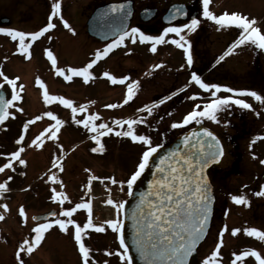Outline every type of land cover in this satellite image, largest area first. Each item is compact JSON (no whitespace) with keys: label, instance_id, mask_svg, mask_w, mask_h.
<instances>
[{"label":"rangeland","instance_id":"obj_1","mask_svg":"<svg viewBox=\"0 0 264 264\" xmlns=\"http://www.w3.org/2000/svg\"><path fill=\"white\" fill-rule=\"evenodd\" d=\"M138 1L143 3L146 0ZM216 1L217 3H214V6L217 11L234 10L236 5L239 7L237 10H241L244 6L241 0L233 6L230 3L225 4V0ZM82 2H85V0H79L80 4ZM26 3L23 0H0V6L3 7L0 12L10 15L11 11H14V15L19 16L23 14V9L27 7ZM79 3L75 5L80 10ZM241 14L246 15L248 18H255L256 26L264 32V0H254V5L250 7L249 12ZM148 28H151V26ZM241 31L242 29L237 26H228L220 27L218 33L211 36L205 35L197 40L196 37L185 36L186 40L190 42L193 59L191 66L186 62L185 50L170 43V39L178 38L177 36L166 38L169 42L158 44L156 52L150 50L151 42L145 45L141 44L138 38L139 43L137 41L133 43L131 38H126L125 45L123 43L120 47L113 48L106 57L101 58L91 69L95 77L93 79L95 80V90L80 86L77 92L79 93L83 89V93L78 94L76 100H74L75 102L73 101V106L76 108L84 106L87 109L83 112L86 116L89 114L98 115V119L95 120L96 125L104 123L114 129L112 133H108L105 129L106 134L99 137L100 143L103 144L105 149L103 152L91 151L92 148L98 147L92 136L99 135V133L92 131L87 133L83 125L79 126V131L74 132L75 134L71 139L60 145L58 153H52L51 146L46 147V144H49L48 139H50L48 133H45L46 142L42 137L43 143L40 147L32 144V140L41 132L50 125H54L51 118L47 119L46 123H41L42 118L39 119V123L29 125L25 132L23 125L27 123V118L18 120L22 129L13 130L14 125L10 121L1 123L0 166L8 162L11 152L17 151L21 147L24 151L21 153L20 159H23L25 164L21 165L18 160H14L11 168L0 172V183L7 181V188L0 195V213L4 215V219L0 220V264H19L20 259L23 260L24 264H80L77 261L79 260L77 255L70 247V242H73L74 239L73 226H69L68 232H63L58 226H53L45 232L42 243L31 253L21 252L20 258H17L16 253L22 241L26 238L31 241L34 236L32 229L36 224L46 222L34 221L33 215L54 209L57 211V216L48 220L64 218L61 215L63 209L73 207L76 203L87 200L92 201L93 198V205L95 204L96 207V213L92 217L93 222L99 224L101 220L112 217L113 206L108 205L106 200L109 197L115 201L124 200L127 197L125 194L127 185L125 184L123 191H121L119 185L112 184L110 180L105 181V179L113 177L118 181H126L132 172L136 170L141 154L146 149V145L142 143L133 142L128 137L115 135V131L126 130V125L123 128L116 126L114 120L143 119L144 123H138L134 126L137 134L150 136L153 145L161 144L162 138L173 130L171 127L173 122L182 121L183 117L193 109L195 104L202 105L212 99L209 92L190 82L191 73H197L207 83L226 85L234 89L247 88L246 82L249 77V69H252L255 65L257 66V64L262 67V70L264 68V52H260V56L257 58L253 53V44L249 42L238 46L232 54L217 62L219 57L239 39ZM6 43V39H1L0 70L4 71V74L9 78H15L13 76L17 75L21 79L19 83L16 81L18 83V94H29V90L23 82L25 75L23 67L16 58L15 63L13 60L12 64H9L11 59L6 52L4 53ZM108 43L111 42L95 39V43H90L89 46L95 52L96 50H102ZM86 45H88L87 42ZM215 58L217 59L215 60ZM156 64L162 66L154 68L153 66ZM181 65H184V67H181ZM105 71L118 78L128 76L129 79L124 84H113L107 77L102 75ZM135 80L139 82V87L135 89L133 99L125 104L123 101L127 93V87ZM186 84L188 87L185 88ZM0 85L7 89L11 88L2 77H0ZM20 85L25 86L23 90L20 89ZM85 90H91L93 97H88ZM159 91H165L167 94L172 95L163 104H156L157 97L155 94ZM38 92L36 91L34 94L39 98ZM174 92L175 95H173ZM193 93H199V98L192 100ZM72 94L75 96L77 93L73 92L70 95ZM81 94L83 95L81 96ZM260 94L264 95L262 92ZM218 95L226 96L230 93L221 91ZM107 104H118L120 106L107 108L105 107ZM153 104L157 106L152 109L151 113L144 110V106L151 107ZM39 105V102L23 101L20 104L16 102L10 109L19 110L22 108L25 111L27 108V110L41 111L42 108ZM234 106L223 109L226 110V114L222 113L223 110L218 113L219 123L208 118H202L201 121H204L207 125L217 124L221 126V123L231 125L229 120L232 121V119L227 112L232 111ZM47 110L55 113L65 121L72 116H76L74 121L81 119V116L73 114L71 110L54 103L47 106ZM247 111L250 115L248 109ZM234 117H236V114ZM189 124L193 126L196 121ZM73 126L76 125L69 124V128H73ZM183 127H176L171 134H176ZM64 129L63 127L62 135L58 136H66L65 132L67 130ZM21 135L24 136V140L17 143ZM52 143L55 144L54 141ZM57 158H59V165L53 167V163ZM61 166L63 170H61ZM52 174L57 176L58 180L56 182L48 179ZM9 176L12 177L11 180L7 179ZM90 176L105 179L92 181L89 190L88 180ZM231 179H233V182L237 180V178ZM228 182L231 183V180H228ZM52 188H56L58 192H65L69 199L64 201L63 204L59 201H53L50 198L53 195ZM87 192H90L92 197L88 196ZM5 204L8 205L7 210L3 208ZM21 206L25 209L26 223L24 222L25 218L19 214ZM231 207L232 205H230ZM85 212L84 209L77 210L72 219L83 226L87 221L84 218ZM83 240H85V243L91 242L94 244V247H90V255L96 257L98 264L105 261H107V264H113L116 261L115 232L111 228L105 226L104 232H93L89 229L87 234L83 235ZM213 243L211 238L203 242L200 245L201 255L210 254ZM238 243L240 244V242ZM244 249L246 248H241V250ZM108 252H112L113 255H108ZM44 256L47 257L42 262Z\"/></svg>","mask_w":264,"mask_h":264},{"label":"snow or ice","instance_id":"obj_2","mask_svg":"<svg viewBox=\"0 0 264 264\" xmlns=\"http://www.w3.org/2000/svg\"><path fill=\"white\" fill-rule=\"evenodd\" d=\"M210 0H203V16L215 22L220 27L237 26L242 29L240 37L236 40L227 51L219 57V61L224 60L225 56L230 55L240 45L246 43H252L253 45L264 49V32L256 26L257 22L255 18H248L239 12L224 11L220 15L214 14L209 10ZM117 7L123 8V5L114 6L111 10L116 11ZM185 15V13L177 8L174 15ZM59 18L63 23V26L74 33L71 25L64 19L61 14V2L55 0L51 4V11L48 17V23L39 28L37 31L27 32L17 30L11 27H0V34L8 35L13 41H18L17 51L25 55V58L31 57L30 46L38 38L44 36L51 29L56 27V24L52 22L53 18ZM200 20L193 17L189 23H185L180 26H169L163 29V33L160 35H148L141 31L138 27H132L130 29L119 28L116 32V38L108 43L102 50H96L93 53V58L90 59L82 67H57V57L51 49L45 50L47 59L51 62L52 67L55 69L57 75L63 77L65 81H71L73 77H82L84 82H88L94 79L91 69L97 62L106 57L109 52L124 43L126 38H131L135 43L137 38L140 42H151V51H157V45L161 43L169 42L166 37L169 33L176 34L178 38L170 39V43L177 47L184 49L186 54V62L189 66L192 65L193 59L190 51V42L186 40L185 35H181L184 30L194 31ZM26 38L27 39L26 41ZM51 39V37H48ZM131 51V50H129ZM161 64H156L153 67L159 68ZM184 67V65H181ZM67 73V74H66ZM107 77L113 84H124L129 79L128 76L116 77L105 71L102 74ZM0 77L8 84L11 85V99H6L4 95L0 94V123L5 121L13 113L8 111L9 106L13 105L14 101H19L22 97L17 92L16 81L19 77L9 78L0 70ZM190 82L197 85L200 89L209 92L212 99L208 102L201 104H195L193 109L189 111L180 122H173L171 127H181L187 125L192 121L200 123L202 118H208L213 122L219 123L218 113L225 108H230L233 105L239 106L243 109H252L253 105L247 102L245 99L237 98L240 96H250L256 101L264 103V95L249 90V89H234L226 85L213 84L205 82L200 75L193 72L190 76ZM36 83L43 89V100L47 104H51L54 101H59L60 104L70 108L75 114L77 111L85 112L87 109L84 106L76 108L73 106V101L66 99L63 96L49 94L44 82L37 78ZM3 87V85H0ZM139 87L138 81H133L127 87V93L123 103H128L135 95V89ZM185 88L188 87L186 84ZM20 89L23 90V85H20ZM183 90V89H181ZM226 91L230 95L220 96L218 93ZM176 93L174 92L173 95ZM166 97L165 99H169ZM199 98V93H193L191 99L196 100ZM165 101L161 100L159 103L163 104ZM118 104H107V108L119 107ZM157 105L153 104L151 107L144 106V110L151 113L152 109ZM22 112L23 109H20ZM259 115V113H256ZM44 117H49L55 121V125H50L43 132H41L35 139L32 140V144L40 147L43 143L42 137L45 133L49 134V138H57V132L65 121L58 118V116L51 112L46 111L43 113ZM42 117L37 116L34 119L39 120ZM98 119L97 114H92L85 119L75 120V123L83 125L85 128H89L92 132H98L99 135H93L92 139L97 142L98 147L91 149L93 152H103L104 146L100 143L99 137L105 135V129L108 133L114 131L113 128L107 124L101 123L96 125L92 123ZM29 121L23 125L25 130L28 129ZM138 123H144L143 119H116L114 124L123 128L126 125V130L115 131V135L128 137L133 142H139L146 145V150L143 151L142 157L137 165V168L126 181H118L113 177H107L112 184L120 186V190L123 191V186L126 184L129 190V194L132 192L133 185L141 177L145 169L149 166L150 158L157 152L160 145H153L152 139L148 135L137 134L135 131V125ZM227 123V122H225ZM203 137L199 133H193L192 137L185 136L183 144L187 148V151L181 152L176 150L168 155L161 156L160 162L155 165L156 171L153 180L149 182L148 190L141 196L140 203L137 205L132 213L133 220V244L136 246L137 251L141 257L146 261V264H188V258L196 251L198 243L204 239L209 217L212 212L211 202L213 197L211 196V189L205 175V168L213 163L218 162L223 156V147L220 141L215 135L207 128L202 129ZM204 137H207L205 139ZM255 139H264V136H257ZM24 140V136L21 135L17 141L20 143ZM194 141V142H193ZM253 141V142H254ZM39 142V143H38ZM24 149L21 147L17 151L11 152L10 159L7 163L0 166V172L12 167V161L18 160L19 164H25L23 159H20L21 153ZM264 164V160L260 161ZM59 165V158H57L53 167ZM62 167V166H61ZM11 180L12 177L7 178ZM50 181L56 182L58 180L55 174L48 177ZM105 178L90 176L88 180V186L93 180H102ZM7 188V181L0 183V195ZM53 195L50 197L53 201H59L63 204L69 197L63 191H57L56 188H52ZM258 196H264V188L261 191L255 193ZM231 200L237 205H248L249 201L244 195H231ZM108 205H111L116 210V218L109 219L104 224H96L93 222V209L92 201L87 200L84 202L76 203L73 207L63 209L61 215L64 218H55L47 220L44 223H38L32 229L34 233L31 241L24 239L19 245V250L16 253L17 258H20L21 252L31 253L44 239L45 232L58 226L63 232H68L69 226H74V240L78 245V251L82 257V264H90L91 249L86 246L83 235L87 234V230L92 229L96 232H104L105 225L115 233L118 234V240L120 249L118 250L119 259L124 261V264H133V257L129 254V245L125 241V235L123 232V219L121 218L122 210L125 207L123 201H115L111 197L106 200ZM3 208L7 210L8 205H3ZM79 209L87 211V221L81 226L76 220L72 219L73 214ZM21 217L25 218L27 222L25 209L23 206L19 209ZM49 215L55 217V212ZM4 219L3 213H0V220ZM37 219V217H33ZM228 231L227 225L219 232V240L215 248L211 253L203 260V264H222V257L220 249L223 244L224 232ZM244 233L250 237H256L261 241H264V231L255 227H246L243 229ZM241 232L240 228L231 229L232 235H236ZM108 255H113L112 252H108ZM254 257L258 264H264V257L256 249H245L241 252L232 253V259L230 264H237L238 261H243L244 258ZM19 264H24L23 260H19ZM107 264V261L104 262Z\"/></svg>","mask_w":264,"mask_h":264},{"label":"flooded vegetation","instance_id":"obj_3","mask_svg":"<svg viewBox=\"0 0 264 264\" xmlns=\"http://www.w3.org/2000/svg\"><path fill=\"white\" fill-rule=\"evenodd\" d=\"M23 1L27 2V7L23 9V14L19 16H15L14 11H11L10 15L0 12V27H11L17 30L33 32L39 30V28L45 26L48 23L51 4L55 2V0ZM122 1L125 0H85V2L80 4L79 0H60L61 14L71 25L72 29L75 30L74 33L65 28L59 18L54 17L52 22L56 24V27L31 44V57L27 59L25 58L24 54H21L17 51L18 41H13L6 34H0V41L1 39L7 40L4 53L6 52L11 59L9 64H12L13 60L15 63V58L19 61L25 72L23 82L29 90V94H19L22 99L19 101H14L13 105L11 106H14L16 102L20 104L23 103V101H31L39 102V106L42 108L41 111H32L31 109L27 110L26 108L25 111L23 110L21 112L20 109L11 110L10 106L8 111L13 113V115L8 117V121L14 125L13 130L21 128V125L18 122L19 119L27 118V122L32 121V123H29V125L37 124L39 120L34 119L37 116L42 117L41 123H46L47 119H49V117H44L43 113L48 111L47 106L50 104L44 102L43 89L36 83L37 78L44 82L49 94L63 96L72 101L76 100L80 92L83 93V89L79 93L77 92V89H80V86L85 89L95 90V80L93 79L87 83L84 82L82 77H73L71 81H65L63 77L57 75L55 69L51 65V62L45 55V50L51 49L54 52L57 57V67H63L67 69L68 67L84 66L90 59L93 58L94 49H92V47L89 45L90 43H95V38L90 35L88 30L89 18L95 12L96 8L105 4L119 3ZM238 1L239 0H225V4L230 3L231 6H233L234 4H238ZM133 2L134 13L129 29L132 27H138L141 29V31L148 35H160L163 33L164 28L169 26H180L185 23H189L193 17L200 20L198 27L194 31L190 32L188 30H184L181 35L192 36L194 38L196 37L197 40L202 38V36H211L212 34L218 33L220 28V26L216 25L215 22L203 16V0H146L143 3H139L138 0H133ZM241 2L244 5L242 6L241 10H237L239 7L236 5L234 10L226 11L229 13L234 11L239 13H247L249 12L250 7L254 5V0H241ZM77 3H79L78 5L81 7L80 10L78 9V6L75 5ZM175 3L180 5L179 7L185 9L186 17L185 19H179L172 21L171 23H165L163 20L164 15L167 12L169 6ZM214 3H217V1L210 0L209 10L216 15L222 14L225 10L217 11ZM145 8L153 10L152 17L148 21H144L143 19L141 20L140 12ZM2 10L3 7L0 6V11ZM149 26H151V28H148ZM172 36H176V34L169 33L166 38H170ZM48 37H51V39ZM27 39L29 38H26V41ZM86 42L88 45H86ZM108 42H112V40ZM139 42L137 41V43ZM141 44H144V42H141ZM253 49V53H255L257 58L260 56V52H264V49L254 45ZM216 59L217 58H215V60ZM248 74L249 77L247 78L248 80L246 82L247 88L241 89H249L258 93H264V68L262 70V67L257 64V66L255 65L252 67V69H249ZM13 77L16 78L17 75H14ZM17 81L19 83L21 79L19 78ZM18 83H16V85H18ZM24 87L25 86L23 85V88ZM7 90L8 98L11 99L12 87ZM36 91H39V98L34 94ZM73 92H76L77 94L75 96H73V94L70 95ZM82 95L83 94H81V96ZM87 95L88 97H93L91 90L87 91ZM171 95L172 94L169 95L165 91H159L157 94H155L157 97V101L155 103L157 104L161 100L165 101V98L170 97ZM237 98L245 99L247 102L253 105L252 109H248L250 115H248L247 109L234 106L232 111L227 112V114L230 115L229 117L232 119V121L229 120L231 125L224 123H221V126L217 124L208 125L215 130L221 139L223 144V156L221 157L219 163L212 165L209 169V175L214 184L216 202L211 227L204 242L210 238L213 240L214 245L212 249H210L211 253L218 243L219 232L224 228L225 225H227L228 231L224 232L223 244L220 249L222 264H230V261L233 258L232 253L238 254L242 251L241 248L243 247L246 249H256L260 252L261 256L264 257V241H261L256 237L247 236L243 231V229L246 227H255L264 231V196H258L255 194L264 188V164H261L260 162L261 160H264V139H255L254 141V138L257 136H264V103L256 101L250 96H240ZM53 103L71 110L70 108L60 104L59 101H54ZM225 111L226 110H223L222 113L226 114ZM256 113H259V115ZM75 114L81 116V119L85 120H87V117L91 115L89 114L86 116L83 112L78 111ZM235 114L236 117H234ZM58 118L65 121L59 116ZM74 118H76V116L66 119L67 121H65V123L57 132V138L54 140L52 138L48 139L49 144H46V147L49 148V146H51L50 149L52 150V153H58L60 145H62L64 141L71 139L72 136L79 131L80 124L75 123ZM92 123L95 124V121ZM69 124L76 126L69 128ZM183 126L184 127L178 130L176 134L179 133V131L181 132L186 130L192 125L188 124ZM63 127L65 128V131L67 130V132H65L66 136H58L62 135ZM90 127H84L87 133H91ZM174 129L175 128H173V130L168 135L162 138V143L168 142L176 135L171 134L173 133ZM23 130L24 132L27 131L24 128ZM43 139L46 142V135L43 137ZM53 141L55 144L52 143ZM61 170H63V167ZM231 178H237V180L233 182V179ZM228 180H231V183H229ZM231 195H244L249 201V204L237 205L231 200ZM230 205H232L231 208ZM84 218H88L87 211L85 212ZM101 223L104 224L101 221L98 225ZM233 228H240L241 232L234 236L231 233V229ZM90 231L94 232L95 230L90 229ZM226 240H228V242H226ZM238 242H240V244ZM85 244L89 248L94 247V244L91 242H86ZM115 245L116 261H114L113 264H124V261L120 260L117 254L121 246L118 242H115ZM70 247L72 248V251L75 253V255H77V258L79 259L77 261L82 264V257L78 251V245L74 239L73 242H70ZM200 251L201 249L199 246L197 251V262L198 264H203L204 258L209 254L201 255ZM46 257L47 256H44V259L42 257V262H44ZM90 264H98L95 256L90 255ZM101 264H104V262ZM237 264H258V262L255 261L254 257L249 256L244 258L242 262L238 261Z\"/></svg>","mask_w":264,"mask_h":264},{"label":"water","instance_id":"obj_4","mask_svg":"<svg viewBox=\"0 0 264 264\" xmlns=\"http://www.w3.org/2000/svg\"><path fill=\"white\" fill-rule=\"evenodd\" d=\"M133 4H134L133 0H125L119 3L105 4L103 6L96 8L95 12L91 15V17L88 20V30L90 35L100 39L101 41H106L116 38V32L119 28L128 29L134 13ZM119 5H123V8L117 7L116 11L111 10L114 6H119ZM179 6L180 5L176 3L169 6L163 19L166 23H171L172 21L179 19H185L186 14L176 15L174 19L171 18L174 15L175 10L177 8L181 9L185 13V9ZM140 14H141V18L147 21L152 17L153 10L145 8L141 11ZM0 94L4 95L5 98L8 99L7 91L5 90L4 87H0ZM204 128L209 129L215 135V137L220 141V144L223 147L219 135L214 130L204 125L202 122L197 123L194 127L176 135L168 143L160 144V147L157 149V152L153 154L152 158H150L149 166L145 169L141 177H139L137 182L133 185L131 194H129L128 192L127 199L124 201L125 207L122 210L121 218L123 219V232L125 235V241L129 245V254L133 257V264H146V261L141 257L140 253L136 249V246L133 244L134 229H133L132 213L134 209H136L137 205L140 203L141 196L148 190L149 182L154 178V174L156 171L155 165L160 162L161 156L168 155L169 153H172L176 150H180L181 152L187 151V148L183 144L184 137L185 136L192 137L193 133H199L200 136L203 137L202 129ZM204 138L207 139V137ZM220 160L218 162H213L209 164L204 170L211 189V196L213 197L211 202L212 212L209 217L208 227L204 239L207 236V233L211 226L214 209H215V201H216V196L214 193V185L211 181L208 170L212 165L219 163ZM52 212L56 213L55 210H51L49 212H45L42 214H36L33 217H37V219H33V220L35 221L47 220L50 217H52L51 215H49ZM204 239H202L198 243L197 247L203 242ZM197 247H196V251L193 252L192 255L188 258V264H197Z\"/></svg>","mask_w":264,"mask_h":264}]
</instances>
